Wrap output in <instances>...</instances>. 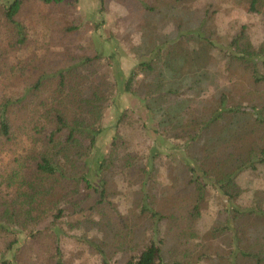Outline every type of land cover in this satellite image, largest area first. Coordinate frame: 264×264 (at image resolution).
<instances>
[{"label": "rangeland", "instance_id": "374dc122", "mask_svg": "<svg viewBox=\"0 0 264 264\" xmlns=\"http://www.w3.org/2000/svg\"><path fill=\"white\" fill-rule=\"evenodd\" d=\"M61 15L71 18L28 1L19 22L33 39L46 37L51 50L89 44L105 58L104 65L114 56L110 70L121 73L119 81L136 70L134 92H115L87 159L92 185H102L105 201L92 212L88 208L98 195L93 191L82 209L61 202L63 216L52 224L54 236L47 233V242H40L41 251L16 252V263L14 251L7 258L13 264H126L154 242L164 264H254L255 256L264 264V219L230 211L264 213V164L239 174L241 192L230 203L218 188L207 186L204 199L193 203L196 216L185 209L192 205L193 191L185 185L189 173L184 167L187 163L204 176L199 164L223 140L242 159L264 148V7L252 13L249 0H102V5L77 0L72 17L78 32L65 40L63 31L73 22ZM47 18L55 21L50 28L44 26ZM15 37V30L0 20V99L25 95L38 73L29 63L37 54L17 47L11 51ZM234 41L254 55L245 58L253 60V71L242 58H233L241 54ZM139 63L149 64L150 71L137 70ZM23 103L26 112H16L18 104L10 115L16 130L31 126L30 101ZM230 109L235 113H224ZM115 134L123 142L111 150ZM1 144L0 175H6L30 144L23 135L11 146ZM205 181L210 185L212 178ZM142 198L158 216L139 213ZM180 230L187 235L177 237ZM240 252L247 257H239ZM51 257L56 259L48 261Z\"/></svg>", "mask_w": 264, "mask_h": 264}, {"label": "trees", "instance_id": "16d2710c", "mask_svg": "<svg viewBox=\"0 0 264 264\" xmlns=\"http://www.w3.org/2000/svg\"><path fill=\"white\" fill-rule=\"evenodd\" d=\"M28 1L71 15V18L60 16L73 22L63 31L64 40L67 39L68 34L76 37L78 32L77 27L74 26L76 17H72L77 0H0V20L15 30L16 37L13 38L11 51L26 49L30 51L28 54H37V60L29 63L31 70L39 73L34 74L32 83L25 88L27 91L25 95L15 99L9 96L0 99L1 146H11L19 135L25 136L30 144L27 154L15 158L16 165L12 170L10 169L9 174L0 175V264L16 263L14 259L18 256L16 252L41 251L40 242H47V233L54 236L52 224L63 216L62 209L58 207L61 202L70 204L74 209L79 207L82 209L88 191H93L98 195L92 201V206L88 208L92 212L94 207L105 201L103 192L99 191L102 190V185L100 188L92 185L87 159L101 133L104 110L114 102L115 92L119 93L120 89L122 93L134 92L132 83L136 76V70H133L127 79L123 82L119 81L121 73L113 75L110 70L111 65H114L112 61L114 56H108L110 62L104 65L101 61L105 58L89 44H80L71 49L74 51L51 50L47 47L48 42L44 40L46 37H43L42 41L33 39L29 31L19 22L25 3ZM100 2L102 5V0ZM263 7L264 0H249V11L252 13L258 12ZM52 22L55 21L47 18L44 26L48 25L50 28ZM71 38L73 37L69 39ZM233 45L238 46L237 41H234ZM16 47L19 49H15ZM236 49L239 50L240 46ZM246 49L239 50L240 56L233 55V58H242V61L253 71V60L250 62L245 58L254 55H251L250 49L249 51ZM142 68L147 71L151 69L150 65L145 63H139L136 67L137 70ZM20 77L12 78V84L16 85ZM26 98L32 108L28 121L30 123L28 125L31 126L16 130L10 121V115L18 104L22 106L16 112L27 111V106L23 103ZM222 100L219 106L224 108ZM224 113L234 114L235 110L230 109ZM35 118L36 121L32 123ZM221 118L210 119L209 123H216ZM120 142H123L122 139L115 134L110 143L111 150H118ZM229 150L228 142L223 140L216 146L211 156H206L207 158L201 161L198 167L204 171V176H198L195 168L184 163L189 173L185 185L193 191L190 194V198H193L192 205H186L185 209L190 208L189 212L192 215H198V206L193 203L204 199L207 186L218 188L221 196L230 203L241 192L236 182L239 174L264 164V148L259 149L255 157L250 152L245 153L248 154L246 159L234 155ZM207 161H211L212 165H208ZM103 167V160L96 164L97 177ZM205 178H212L210 185ZM12 188L14 191L9 192ZM4 189L7 192L4 193ZM184 196L189 197V194ZM146 207L142 198L139 213L149 214L152 218L158 216ZM230 211L238 216L250 214L264 219L261 210H259L261 214L258 215L254 210L249 211V209L243 212L234 209ZM177 235L183 238L187 234L180 230ZM11 252H13V263L7 258ZM54 252H59L58 248H55ZM239 257L245 259L247 256L240 252ZM51 258L53 259L48 261L56 259ZM253 261L254 264H261L262 259L255 256ZM54 264L61 263L56 260ZM126 264H164L161 249L158 244L151 242L140 250L136 259L129 260Z\"/></svg>", "mask_w": 264, "mask_h": 264}]
</instances>
